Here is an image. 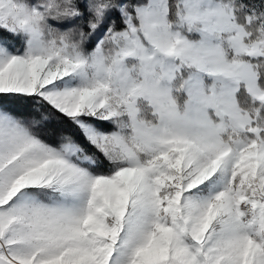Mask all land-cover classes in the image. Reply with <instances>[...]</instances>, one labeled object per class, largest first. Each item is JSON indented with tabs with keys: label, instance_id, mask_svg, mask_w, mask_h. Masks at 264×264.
<instances>
[{
	"label": "snow or ice",
	"instance_id": "1",
	"mask_svg": "<svg viewBox=\"0 0 264 264\" xmlns=\"http://www.w3.org/2000/svg\"><path fill=\"white\" fill-rule=\"evenodd\" d=\"M0 264H264V0H0Z\"/></svg>",
	"mask_w": 264,
	"mask_h": 264
}]
</instances>
